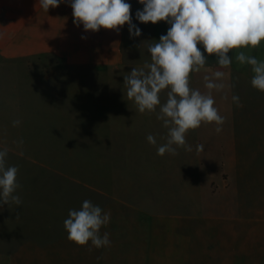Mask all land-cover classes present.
I'll list each match as a JSON object with an SVG mask.
<instances>
[{"label":"rangeland","instance_id":"374dc122","mask_svg":"<svg viewBox=\"0 0 264 264\" xmlns=\"http://www.w3.org/2000/svg\"><path fill=\"white\" fill-rule=\"evenodd\" d=\"M129 56L104 70L52 56L3 69L0 150L18 168L22 203L0 206V264H264V92L222 81L212 91L222 131L202 123L186 134L191 152L159 156L168 132L159 106L139 113L123 86L151 54ZM217 64L190 75V87L206 94ZM85 200L111 213L100 230L109 247L67 239L63 222Z\"/></svg>","mask_w":264,"mask_h":264},{"label":"clouds","instance_id":"9594fccd","mask_svg":"<svg viewBox=\"0 0 264 264\" xmlns=\"http://www.w3.org/2000/svg\"><path fill=\"white\" fill-rule=\"evenodd\" d=\"M63 2H68L73 10V23L78 27L82 24L86 32L103 28L119 33L127 24L130 37L141 35V30L132 23L131 4L126 0H39L46 12ZM139 3L143 5L135 14L139 22L165 21L170 27L159 42L149 45L151 63L124 75L127 99L134 102L141 114L156 112L159 106L157 119L168 132L167 141L158 147L157 155H176L179 147L191 152L186 143L189 130L199 128L202 123H215L216 133L222 131L225 118L214 106L212 91L224 90L225 73L216 71L212 76H204L206 94L190 87V73L199 72L209 56L215 55L219 66L227 68L232 63L231 50L259 47L264 41V0H139ZM235 59L251 66L254 73L251 85L264 92V61L243 51ZM165 89H169L167 100L161 104L159 94ZM232 101L242 107L238 96L233 95ZM18 123L15 121L14 125ZM146 139L156 144L154 136L148 135ZM203 150V145L197 146V151ZM7 155L6 148L0 150V206H20L21 198L16 195L21 187L17 182L18 168L6 167ZM110 219V212L85 200L79 210H69L63 226L70 242L81 247L91 242L92 247L100 249L111 244L109 234L101 235L100 231Z\"/></svg>","mask_w":264,"mask_h":264},{"label":"crops","instance_id":"0c3cea01","mask_svg":"<svg viewBox=\"0 0 264 264\" xmlns=\"http://www.w3.org/2000/svg\"><path fill=\"white\" fill-rule=\"evenodd\" d=\"M126 2L131 4L132 23L141 30L139 37H130L127 24L119 33L103 28L98 32H86L82 24L78 27L73 23V10L68 2L60 3L46 12L39 0H0V76L8 66L19 69L24 62L29 64L32 60L39 61L51 56L80 68L104 70L123 65L129 55L140 52L143 46L149 47L159 42L160 36L166 35L170 27L165 21L156 24L139 22L135 14L143 9V5L139 0ZM198 47L204 52L201 45ZM240 51L264 61L262 55L255 54L256 51L264 54L262 41L257 48L231 50V65L227 68L217 66L219 71L225 73L223 81L233 84L238 91L252 92L255 89L251 85L254 73L250 65L240 64L235 59ZM204 54L207 56L206 52ZM213 56L207 58V64ZM207 67L190 75L209 74Z\"/></svg>","mask_w":264,"mask_h":264}]
</instances>
